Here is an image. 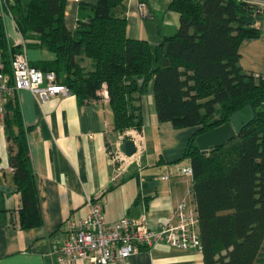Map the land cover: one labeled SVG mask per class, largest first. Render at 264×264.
I'll return each mask as SVG.
<instances>
[{"label": "trees", "instance_id": "obj_1", "mask_svg": "<svg viewBox=\"0 0 264 264\" xmlns=\"http://www.w3.org/2000/svg\"><path fill=\"white\" fill-rule=\"evenodd\" d=\"M127 1L80 2L70 31L67 0H13L6 13L22 44L10 45L0 13L4 71L9 73L11 56L25 49L52 53L53 60L31 65L53 73L80 104L100 99L105 87L116 136L141 132L140 99L152 82L157 121L193 129L176 163L189 161L193 170L190 196L204 264H264V75L244 71L238 52L244 40L259 38L256 24L264 9L257 3L264 0H171L167 10L179 15V27L155 46L127 38ZM84 60L91 62L89 69L81 65ZM247 105L255 118L239 134L205 154L198 149V135ZM3 128L20 205L8 209L0 192V222L21 230L39 227L28 146L32 129L23 123L17 97L5 105Z\"/></svg>", "mask_w": 264, "mask_h": 264}, {"label": "crops", "instance_id": "obj_2", "mask_svg": "<svg viewBox=\"0 0 264 264\" xmlns=\"http://www.w3.org/2000/svg\"><path fill=\"white\" fill-rule=\"evenodd\" d=\"M170 2L146 0L143 12L138 0H128L127 38L155 46L163 38L173 36L179 27V15L167 10ZM78 4L66 5L65 24L70 31L75 27ZM3 21L10 45L20 46L22 38L13 20L3 18ZM256 27L261 30L260 36L241 43L239 63L244 71L264 75V15ZM23 53L30 63L54 59L52 53L43 49H25ZM84 62L91 67L89 60ZM100 96L97 101L80 104L71 93L45 102L28 90L18 93L23 123L32 129L28 138L29 156L42 225L21 230L0 222V264H59L54 252L64 241L70 220L88 215V200L102 205L105 219L110 223L144 215L150 229L159 230L174 220L176 205L191 188L190 182L177 171L188 161L176 162L183 157L193 129L176 130L170 122L157 121L150 82L140 99L144 153L119 173L112 154L121 136L113 133L108 94ZM134 132L128 130L125 134ZM9 168L0 117V186L13 191L2 193L6 207L15 209L20 199ZM166 175L168 178L162 179ZM113 178L117 179L116 184L112 183ZM190 202L193 205L192 197ZM11 217L12 214L8 220ZM75 264L90 263L81 260ZM124 264H204V261L197 250L160 244L129 257Z\"/></svg>", "mask_w": 264, "mask_h": 264}, {"label": "built area", "instance_id": "obj_3", "mask_svg": "<svg viewBox=\"0 0 264 264\" xmlns=\"http://www.w3.org/2000/svg\"><path fill=\"white\" fill-rule=\"evenodd\" d=\"M81 0H67L80 3ZM13 0H0V13L3 18L10 19L6 11ZM264 9V2L257 3ZM141 11H145V3H139ZM53 73H44L33 67L24 53L15 54L10 59L9 73L4 71L0 61V117L3 118L5 105L10 98L18 96L22 90L32 92L39 101L69 94L66 86L57 84ZM100 95H106L103 87ZM125 139L133 140L136 152L126 156L119 146ZM143 136L134 132L123 135L113 151L112 159L119 173H123L144 153ZM10 172L14 170L9 168ZM179 175L185 177L191 185L193 170L188 161L177 169ZM163 176L162 179H167ZM116 184L117 179L113 178ZM191 191L178 202L174 210V220L152 230L143 215L139 219L122 218L115 222H107L102 205L94 200H88L89 213L84 218L70 220L65 228V239L54 252L59 264H75L85 260L90 264H124L125 261L140 252L150 251L155 246H166L181 250H197L201 252L198 234V220L194 206L189 200Z\"/></svg>", "mask_w": 264, "mask_h": 264}, {"label": "water", "instance_id": "obj_4", "mask_svg": "<svg viewBox=\"0 0 264 264\" xmlns=\"http://www.w3.org/2000/svg\"><path fill=\"white\" fill-rule=\"evenodd\" d=\"M254 118L255 112L252 106H245L232 114L227 123L198 135L195 139L198 149L205 154L210 150L225 145L232 140L235 135L239 134L243 128L249 125ZM119 148L126 156H132L136 152L135 144L131 139L123 141ZM0 192L13 193L12 190H9L4 186H0Z\"/></svg>", "mask_w": 264, "mask_h": 264}, {"label": "rangeland", "instance_id": "obj_5", "mask_svg": "<svg viewBox=\"0 0 264 264\" xmlns=\"http://www.w3.org/2000/svg\"><path fill=\"white\" fill-rule=\"evenodd\" d=\"M87 1V3L88 2H91V3H94L95 1L94 0H86ZM81 2V1H80ZM83 2V1H82ZM68 3H73V4H78V3H75V2H67L66 3V5L68 4ZM73 24H74V22H73ZM18 54V53H17ZM15 55V54H14ZM81 65L83 66V67H86L87 69H89L88 67H87V64H86V62H81ZM148 89V88H147ZM133 130V129H132ZM133 131H135L136 133H139V134H141V132H138V131H136V130H133ZM142 135V134H141ZM126 140V139H125ZM189 200H191V197H190V199Z\"/></svg>", "mask_w": 264, "mask_h": 264}]
</instances>
